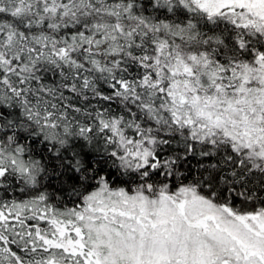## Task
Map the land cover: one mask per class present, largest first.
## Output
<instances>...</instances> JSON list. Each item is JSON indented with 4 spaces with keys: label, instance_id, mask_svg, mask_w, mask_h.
<instances>
[{
    "label": "trees",
    "instance_id": "16d2710c",
    "mask_svg": "<svg viewBox=\"0 0 264 264\" xmlns=\"http://www.w3.org/2000/svg\"><path fill=\"white\" fill-rule=\"evenodd\" d=\"M227 14L180 0H0V264H83L60 234H89L85 209L103 187L191 185L233 215L264 213V165L248 148L263 158L264 35ZM154 58L160 78L145 67ZM244 85L230 102L240 111L215 108ZM194 86L215 92L216 110L184 107L178 94ZM206 119L225 121L219 135L203 137ZM145 134L146 165L126 166L121 140ZM108 212L92 221L111 226Z\"/></svg>",
    "mask_w": 264,
    "mask_h": 264
},
{
    "label": "rangeland",
    "instance_id": "374dc122",
    "mask_svg": "<svg viewBox=\"0 0 264 264\" xmlns=\"http://www.w3.org/2000/svg\"><path fill=\"white\" fill-rule=\"evenodd\" d=\"M180 2L191 9L202 10L210 17H230L227 13L235 12L237 22L254 26L264 35V0H180ZM155 58L153 59L155 63L149 60L145 67L152 68L160 78V63ZM261 59H264V56ZM177 60L182 63L181 59ZM183 68H176L178 71L171 68L172 84V75L179 72L184 76L191 74L192 67L186 65ZM152 83L160 89L164 86L157 79H153ZM201 89L196 86L182 89L183 96L179 94L178 96L179 99L184 98L182 101L184 107L193 109L197 104H207L205 107L209 111L218 109L222 110L223 114L228 111L227 114L231 115L241 108L237 103V108L232 104L233 107L230 109L232 97L234 102L243 101L247 97L245 91L251 88L244 85L230 90L232 96L225 100V107L218 108L215 105L216 109H211L206 102V99L213 100L215 92L210 97H205ZM218 119L216 117V120ZM219 122L220 120L209 123L206 119L200 124L198 128H204L203 137L213 133L219 135L225 121ZM244 137L243 133L239 135V138L248 144ZM151 138L153 136L149 138L145 134L143 141L121 140L119 147L126 166L146 165L148 155H151L150 151H153L154 147ZM248 148L249 158H252L254 164L264 165V156L262 158L257 154L256 147ZM92 203L89 209L84 210V221L89 234L83 233L82 229H75L73 235H68V238H65V234H60L67 242L69 255L78 262L81 257L85 264H264V213L233 215L227 212L225 207L200 196L194 186L184 185L174 191L166 186L155 195L137 190L120 196L103 187L98 196L95 195ZM103 207L111 209V212L105 215L107 219H111L113 223L111 226L92 221L99 216Z\"/></svg>",
    "mask_w": 264,
    "mask_h": 264
}]
</instances>
